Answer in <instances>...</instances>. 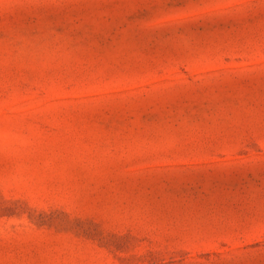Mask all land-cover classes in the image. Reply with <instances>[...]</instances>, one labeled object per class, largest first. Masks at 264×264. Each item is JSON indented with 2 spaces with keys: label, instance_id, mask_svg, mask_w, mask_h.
<instances>
[{
  "label": "rangeland",
  "instance_id": "1",
  "mask_svg": "<svg viewBox=\"0 0 264 264\" xmlns=\"http://www.w3.org/2000/svg\"><path fill=\"white\" fill-rule=\"evenodd\" d=\"M0 264H264V0H0Z\"/></svg>",
  "mask_w": 264,
  "mask_h": 264
}]
</instances>
